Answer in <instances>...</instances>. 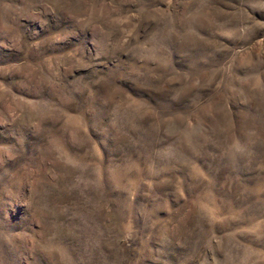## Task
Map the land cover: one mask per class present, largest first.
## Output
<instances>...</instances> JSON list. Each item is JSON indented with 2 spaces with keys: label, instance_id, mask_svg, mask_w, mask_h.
Returning a JSON list of instances; mask_svg holds the SVG:
<instances>
[{
  "label": "rangeland",
  "instance_id": "1",
  "mask_svg": "<svg viewBox=\"0 0 264 264\" xmlns=\"http://www.w3.org/2000/svg\"><path fill=\"white\" fill-rule=\"evenodd\" d=\"M0 264H264V0H0Z\"/></svg>",
  "mask_w": 264,
  "mask_h": 264
}]
</instances>
